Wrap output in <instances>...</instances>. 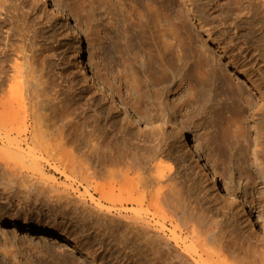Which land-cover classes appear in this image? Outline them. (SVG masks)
I'll return each mask as SVG.
<instances>
[{
	"label": "rangeland",
	"instance_id": "374dc122",
	"mask_svg": "<svg viewBox=\"0 0 264 264\" xmlns=\"http://www.w3.org/2000/svg\"><path fill=\"white\" fill-rule=\"evenodd\" d=\"M45 1L46 6L36 5L32 12L36 19L33 49L27 29L11 37L5 26L0 50L7 56L18 49L29 53L34 73L44 77L39 82L48 89L54 134L50 138L61 139L64 151L59 148V153H65L60 156H71L79 170L83 168L76 172L90 176L85 181L81 174L68 173L70 166L61 174V165L39 153L38 172H32L30 164L31 172H24L30 185L0 163V217L48 229L25 233L9 225L0 227V264H90L55 243L52 238L57 236L77 244V252L95 264H131L133 253L142 250V235L130 230L126 217L133 215L135 206L125 196L129 190V197L143 190L149 196L160 185V196L164 193V199L192 210L212 228L210 234L220 233L218 238L235 251L264 242V117L258 111V94L230 75L238 68L264 88L253 14L237 16L239 7L233 0ZM53 3L79 39L66 36V22L46 16L44 10L50 11ZM216 45L227 57H220ZM82 46L83 60L99 81L135 113L186 135L210 174L244 205L245 213H236L224 205L221 195L201 184L195 161L175 148L179 142L163 132L141 128L77 73L73 59ZM91 171L96 172L95 179ZM41 180L44 189L38 187ZM95 184L105 192L113 187V195L106 194L109 190L103 194L105 202ZM36 187L43 190L38 192ZM157 194L155 201L164 207L150 211L155 227L164 226L161 229L171 238L187 236L178 215L167 210ZM105 195L113 201L107 202ZM233 216L235 225L229 222Z\"/></svg>",
	"mask_w": 264,
	"mask_h": 264
},
{
	"label": "bare ground",
	"instance_id": "6f19581e",
	"mask_svg": "<svg viewBox=\"0 0 264 264\" xmlns=\"http://www.w3.org/2000/svg\"><path fill=\"white\" fill-rule=\"evenodd\" d=\"M234 1L238 3V6L235 3H233ZM232 3L235 6L239 7L238 9L234 7L232 8L234 10L237 9L236 10L237 16L239 15L243 16L245 14L246 15L253 14L255 18V22L257 24L256 30L258 31V35H259V39L258 41L256 39V41L258 42V48H259L258 52H259V61H260V69H261L260 71L263 73L264 72V0H233ZM36 5L43 7V6H46L47 3L45 0H0V35L2 33V29L5 26L8 27L9 31H12V32H9L10 34L12 33L11 37H15L12 35H17L20 32V29L25 28L30 33L29 41L31 43L30 45L32 48V45L34 44V38H36L35 37L36 19L34 18L32 12L35 9H37V8H34L36 7ZM44 12L46 16L49 18L51 17L56 20L61 19L67 23V28H66L65 33L68 38L79 39L76 34V31L74 30L72 26V23L69 21L67 17L63 16L58 11V8L54 3L52 4L50 11L44 10ZM9 35L6 37L7 42L10 39ZM206 38L209 43L214 44L213 39H211L209 36H206ZM1 41L0 43L2 44ZM215 47L217 50H219L220 57H227V55L224 54L223 51L221 50L222 48L220 49L218 45H216ZM13 53L7 56L6 55L7 53H5L4 50L3 52L0 50V163H2L5 169L9 170V172L14 173L19 177L24 176L26 178L27 175H25L24 172L31 170L32 167H30V165L33 166L32 172H35V171L38 172L36 167L39 166L38 165L39 163L37 164L38 157H36V154L40 153V155L44 154L46 157L49 156V161L51 160L52 162V159H53L59 165H61L63 167V168L61 167L63 169V172L61 171V174L64 173V170L66 171L67 168L68 170L70 168H72L73 170V171L69 170L68 173H72V172L77 173L76 170L81 172L80 170H82L83 168H80L79 170V165L77 164L78 165L77 166L73 162L74 160L73 161L71 160L72 158L71 156L68 155V158L66 157L68 160H66L64 156H60L65 153V152L64 153L61 152L63 154L59 153L60 149L61 151L62 150L64 151V149H62L64 146L60 142L61 139L58 140V138L55 137L58 140V141L55 140V142L57 141L61 143V146H60L59 143L58 145H56L57 143H54V139H55L54 136H53L54 139L50 138L52 132L50 129L51 125H50V120H49V115H48V110L50 109V105H49L50 103H49V98H48V93H47L48 89L43 87L44 82L43 83L39 82L43 80L44 77H42V75H39V74L36 75V72L34 73V70L32 67L33 64L30 65L31 62L28 61L30 60L28 58L29 53H27L28 54L27 56L25 54V51H23L22 49L15 50L13 51ZM158 53L161 54L160 52ZM83 59H84V49L82 46L76 51V54L74 55V59H73L77 73L80 76L86 77V79L90 83H92V85H96L103 92L105 97L113 105L118 107L125 115H127L133 121L139 123L141 128L145 130H150V131L152 130V131L163 132L166 135H169L175 141L179 142V145L175 144V148L177 149V151L182 152L183 155H185L186 157L191 158L195 161V169H197L198 171L197 179L201 182V184L205 187L210 186L213 192L221 195L225 203L224 205L230 207L236 213L246 212L244 205L239 203L238 199L233 194H231L222 184H220L219 181L215 177H213L210 174V171L205 165L203 158L197 154L196 149L194 148V146H192L190 140L186 137V135L182 134L174 126H168V125L158 123V122L154 123L142 117V115L138 114V112L135 113L133 111L134 108L132 110L125 103L121 102L103 83L99 81V79L92 72V70L88 68V66L86 65V62ZM35 75L37 79H39L38 76H41L40 80H36ZM230 75L234 76L235 80H237V82H240L241 85H243V87H245L247 90L251 91L252 93L258 94L259 96L257 98L258 99V111L262 112L263 115L262 114L261 115L264 117V88L262 87V85L258 83V81L254 80L253 78H250L249 76H244L242 71L238 68H233ZM40 108H42V110ZM262 123H264V118H263ZM57 134H56L57 136H60V133H57ZM254 150H256V145H255ZM32 153H33V156H32ZM50 156L52 157V159H50ZM65 156H67V154ZM39 160H42V159H39ZM69 160H71L72 162ZM52 163L54 164V161ZM81 164L83 163L81 162ZM81 164H80V167L81 166L83 167L84 164L87 165L86 162L83 165ZM68 166H70V168ZM86 170L88 171L89 169H86ZM56 171L58 170L56 169ZM91 172L93 173V176L95 179L94 174L96 172L95 171H91ZM83 173L85 175H83ZM39 174H42V173H39ZM77 174L78 175L81 174L80 176H84V179H86L85 181H89L88 178L90 174H88L89 176H87V172L85 173V171H83L82 173H77ZM31 175L32 173H30V176ZM30 176L29 178L31 179V177L33 176L31 177ZM85 176H87L88 178H86ZM112 176H113L112 178L113 180L117 178V177H114V174H112ZM150 177L151 176H149V178ZM26 179L28 180V178ZM22 180L24 181V179ZM93 181L95 183V180ZM29 182L30 181L28 180L27 183ZM35 182H38V181H35ZM42 182L43 181L41 180V183L40 182H39L40 184L38 183V187L40 188L42 187L44 189V187L41 186ZM98 185L96 186L101 194L98 192L97 193L102 195V199H103V194H105L108 190L109 191L106 194L111 193L110 195H113L112 194V189H114L113 187L112 189H106V192H105V189L101 187L100 185L99 186ZM106 186L107 185L105 184V187ZM160 186H159L160 188L159 190L157 187L158 192H161L160 190H162L161 189L162 187ZM127 187H129V185H127ZM31 188L32 186L30 187V189ZM40 188L39 190H43ZM97 188L95 189L97 190ZM119 188L120 189L124 188V186L123 187L119 186ZM35 190H38V188L36 187ZM39 190L38 192H40ZM260 190H263V188H260ZM152 192H155V193L152 194L150 191L149 194H152V195H149V196H147L145 190L141 192H137V194L140 193L137 196H133V195L131 196V193L129 194L131 197L128 196V193H127V196H125L127 197V199H129V200L125 199L129 201L128 202L129 205L135 206L134 208H132L133 215L128 218L126 217V220L129 221V222L127 221L128 224L129 225L131 224L132 226L131 225L130 226L132 227V229L133 228L134 229L132 230L130 226H127L128 224H126V226L130 227L131 231L136 230V233L141 232V234L140 233L139 234L142 235L140 236L142 238L139 237L140 239H142L141 246L139 247V248H142V250L139 249L133 253V258L135 260H133L131 264H264V242L263 240H261L262 242L259 241V243H257L256 246L254 245L253 247H250V248L248 247L247 250L244 252L235 251L236 248L232 249L231 247L232 245L230 246L228 241H227L228 243L227 244L225 241L221 240L222 238H218V237H221L219 236L220 233L218 237L216 236V233H215V236L210 234V232L212 231V228L207 227L208 225L203 224L200 221L202 218L194 215L192 213V210L191 211L189 210L187 211V209L184 210V208L180 207L181 206L180 203L179 205H177L176 203L172 202L173 201L171 200L172 197L170 198L171 201H169L166 197L164 199L163 198L164 193L162 194V196H160L161 193L159 195V193L156 191L152 190ZM118 194H119V191H118ZM154 194H157L158 196H160V198L162 197L164 199L163 202L168 208L167 210L174 212L175 214L178 215V218L180 219V223H182V226L180 228H183L185 232L184 235H187V236L172 235V238H171L165 234L163 229H161L164 226L161 227L157 223V225L160 226V229H157L155 227L156 223L155 221H153L154 218L152 217V215H150V214L154 215V213H151L150 211L152 210H153L152 212L156 211L155 209L157 208V206H159V204H157L156 202L157 198H154L156 197ZM114 195L116 194L114 193ZM105 196H108V195H105ZM117 196H113L114 200H115V197L118 199ZM104 198L105 199L107 198V202L112 200V196L111 197L108 196ZM162 198L160 201H162ZM121 199L122 200L120 201H123V198ZM160 206H161V209L164 207L162 203ZM124 209L122 210L124 211ZM126 210L127 209H125V211ZM173 216L172 218L175 217ZM231 218L232 219L229 222L230 224L231 223L234 224V221L232 220H234L235 216ZM174 219L176 220V218ZM7 225H9V222L7 221V219L0 217V227L2 228ZM10 227L14 231L21 230L22 232H25V233H47L48 232V229L45 228V226L44 227L38 226L36 224H31V223L20 225L17 220L12 221L10 224ZM204 227L206 228V230L204 229ZM263 238L264 237L262 236V239ZM52 239L55 243H58L63 249L68 250L70 251V253H73V255L75 254L76 256H78V258H80L81 261L90 263V264H95L94 260L91 257L78 253L77 244L71 242V240L64 239V237L61 238L58 236ZM137 239H138V235H137ZM135 243L136 242H134V244ZM136 245L134 246L136 247Z\"/></svg>",
	"mask_w": 264,
	"mask_h": 264
},
{
	"label": "water",
	"instance_id": "95a60500",
	"mask_svg": "<svg viewBox=\"0 0 264 264\" xmlns=\"http://www.w3.org/2000/svg\"><path fill=\"white\" fill-rule=\"evenodd\" d=\"M10 224H11V222H9V226H10ZM9 226H8V228H9Z\"/></svg>",
	"mask_w": 264,
	"mask_h": 264
}]
</instances>
